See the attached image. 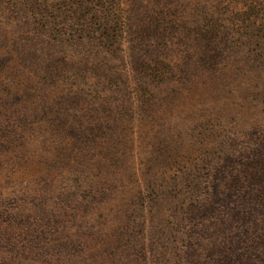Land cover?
<instances>
[{"label":"rangeland","instance_id":"obj_1","mask_svg":"<svg viewBox=\"0 0 264 264\" xmlns=\"http://www.w3.org/2000/svg\"><path fill=\"white\" fill-rule=\"evenodd\" d=\"M244 1L190 79L207 0H0V264H264V1ZM105 122L82 152L142 131L64 188V140ZM22 228L45 230L24 253Z\"/></svg>","mask_w":264,"mask_h":264},{"label":"trees","instance_id":"obj_2","mask_svg":"<svg viewBox=\"0 0 264 264\" xmlns=\"http://www.w3.org/2000/svg\"><path fill=\"white\" fill-rule=\"evenodd\" d=\"M207 1L209 2L208 7L210 9L209 18L196 27V37L194 40H191L190 43H188L189 48L195 51L193 55V57H195L192 66L193 72L190 76V79L196 76V73L202 66L205 67L202 68L204 71H210L214 70L217 65H221V63L224 61V53L227 49H229L232 42L241 39V36L239 34H241V31H243V24H239L238 21L235 20V17L240 16V10H238V8L240 5L245 6L243 4L245 2L244 0ZM262 1L264 0H258L259 3ZM252 2L256 5H259L257 0H252ZM241 21L244 22L242 18ZM257 31L259 32V35L263 34L264 28L259 27ZM159 61L161 65L165 66L166 72L174 68V65L171 64L173 63L172 59L166 57L162 58L157 61L160 65ZM170 78H173L172 73ZM148 103L149 102H139L138 104V102H131L129 106V113L135 114L140 104ZM151 108L152 106H149V109ZM84 128L87 129L86 133H88L86 137L81 139V136L78 135L75 139L73 135H68L66 140H64L66 143V151L64 152V155L65 159L67 160V162L63 160V164L66 163L64 165V168L67 167L64 173V179L67 182V186H62L64 188L69 186L72 187V184L75 182V171H77L78 163L80 161V159L78 160V157H90L97 153L112 150L113 148L125 143L129 139V137H131V135L140 133L142 131L141 127L139 126H131L130 132L128 134L120 136L121 138H117V135H112L111 137L106 138V147L102 146L103 148H101L99 152L85 154L84 152H82L78 145L85 144L86 142L90 145L95 141H101L99 139H94L93 135L89 136V134L93 131H96V133L98 134V131L100 133H103L105 132V130H110V124L108 122H105L104 124L99 123L98 125H88ZM53 219H56V217L54 216L52 219H50V221ZM22 231L25 235L20 237V242L22 243L20 249L21 252L24 253L28 248L32 247L36 242L40 240L41 235L45 230L40 233L41 235L34 234L32 236L24 231L23 228Z\"/></svg>","mask_w":264,"mask_h":264}]
</instances>
